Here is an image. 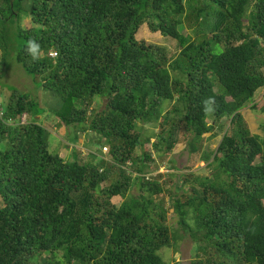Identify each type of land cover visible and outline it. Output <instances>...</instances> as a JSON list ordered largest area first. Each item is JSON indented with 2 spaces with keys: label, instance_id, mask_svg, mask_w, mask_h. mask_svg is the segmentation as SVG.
<instances>
[{
  "label": "trees",
  "instance_id": "16d2710c",
  "mask_svg": "<svg viewBox=\"0 0 264 264\" xmlns=\"http://www.w3.org/2000/svg\"><path fill=\"white\" fill-rule=\"evenodd\" d=\"M186 20L201 35L184 33ZM144 25L178 53L137 39ZM0 51L55 100L11 85L0 100V264H172L160 251L186 235L189 264H264V135L241 112L264 87V0H0ZM47 113L70 143L92 132L101 155L61 156ZM224 117L231 133L203 153L210 174L168 190L169 226L161 175L136 153L150 140L138 123L160 124L161 155L181 127L195 152Z\"/></svg>",
  "mask_w": 264,
  "mask_h": 264
},
{
  "label": "rangeland",
  "instance_id": "374dc122",
  "mask_svg": "<svg viewBox=\"0 0 264 264\" xmlns=\"http://www.w3.org/2000/svg\"><path fill=\"white\" fill-rule=\"evenodd\" d=\"M187 4V0H185ZM21 22L23 26H31L30 18L27 16H21ZM180 29L184 33H193L194 36L201 35L197 33L196 25L192 24L191 21L186 20L185 24L180 26ZM137 39H145L149 42H155L166 47L171 48L173 53H178L177 43L175 40H172L167 37L161 36L159 33L151 32L147 26H142L137 33ZM0 100H3V97L6 95V91L9 93L7 85L15 86L20 88L23 91H26L33 97L39 98L43 105L46 106L44 102H55L54 98L51 99L49 93L45 91L28 73L19 65L14 59L2 60V54L0 51ZM4 87V88H3ZM254 100L258 104V108L252 109V104L245 107L241 112L244 114L246 121L249 124V127L253 133L264 135V87L258 90L255 94ZM174 101H169L165 106V110H169ZM39 118V117H38ZM41 123L51 132L50 142L52 147L56 152H59L61 156L67 157L69 152L76 148L80 153L82 159H88L90 153H98L96 147H91L89 143L90 137L93 135L92 132L82 133L79 143L74 144L70 143L66 138L68 128L58 127L56 124L55 117L50 113H47L45 116L40 117ZM28 115L23 116V121L26 122ZM211 123L212 119H208ZM224 128L222 129V127ZM138 127L142 134V138L146 139L150 137L148 142H145L142 146L136 147V153L138 156H141L144 152L151 154L152 161H147L149 170L146 172L149 178H155L158 174L161 175L159 179L160 182L164 183L166 187L165 191V205L166 208H170V192L180 193L176 187V184L182 183V177L186 173L198 172L199 174H210L211 168L206 169L207 161L204 159V152L212 153L216 151L219 143L221 142L225 132L229 131L231 133V128L229 127V121L227 117L221 119L212 132L205 133L202 136V139L199 142L198 150L193 152L190 147V141L192 140L193 134L184 129L180 128L178 132V141L170 151L166 153L156 152V147L154 143L159 141L158 135L161 132L160 124L153 123H138ZM230 128V129H229ZM72 130H70L71 132ZM169 131V128L164 130L165 134ZM215 134V135H212ZM65 143V146L63 143ZM109 146L106 145L102 147V152L105 159L110 157ZM259 161V160H257ZM127 167V166H126ZM129 169V167H127ZM129 173V172H128ZM136 173V172H135ZM134 193H138L137 187H133L132 190ZM2 200L0 198V206L2 205ZM168 225L177 226L178 216L171 210L168 211ZM196 244L191 240L189 236H184L176 245L169 248H163L160 253L165 260L171 262L172 264H189L190 261L194 258L196 252ZM61 255V253H59Z\"/></svg>",
  "mask_w": 264,
  "mask_h": 264
},
{
  "label": "clouds",
  "instance_id": "9594fccd",
  "mask_svg": "<svg viewBox=\"0 0 264 264\" xmlns=\"http://www.w3.org/2000/svg\"><path fill=\"white\" fill-rule=\"evenodd\" d=\"M37 47H38L37 45L32 44L31 47H30V51H31L33 54H35V52H36V50H37ZM51 52H55V51L52 50ZM51 52H50V53H51Z\"/></svg>",
  "mask_w": 264,
  "mask_h": 264
},
{
  "label": "built area",
  "instance_id": "2783aa9c",
  "mask_svg": "<svg viewBox=\"0 0 264 264\" xmlns=\"http://www.w3.org/2000/svg\"><path fill=\"white\" fill-rule=\"evenodd\" d=\"M50 55H51L52 57H55V56L57 55V53H56V52H51Z\"/></svg>",
  "mask_w": 264,
  "mask_h": 264
},
{
  "label": "bare ground",
  "instance_id": "6f19581e",
  "mask_svg": "<svg viewBox=\"0 0 264 264\" xmlns=\"http://www.w3.org/2000/svg\"><path fill=\"white\" fill-rule=\"evenodd\" d=\"M187 7V6H186Z\"/></svg>",
  "mask_w": 264,
  "mask_h": 264
}]
</instances>
